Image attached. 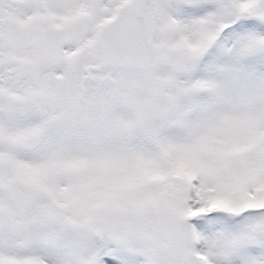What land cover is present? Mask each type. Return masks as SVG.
<instances>
[{"label":"snow or ice","instance_id":"obj_1","mask_svg":"<svg viewBox=\"0 0 264 264\" xmlns=\"http://www.w3.org/2000/svg\"><path fill=\"white\" fill-rule=\"evenodd\" d=\"M0 264H264V0H0Z\"/></svg>","mask_w":264,"mask_h":264}]
</instances>
